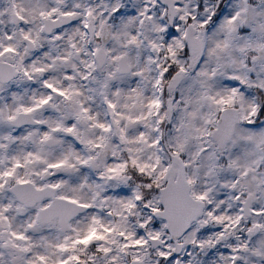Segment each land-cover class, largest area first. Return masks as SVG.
<instances>
[{
	"label": "snow or ice",
	"instance_id": "1",
	"mask_svg": "<svg viewBox=\"0 0 264 264\" xmlns=\"http://www.w3.org/2000/svg\"><path fill=\"white\" fill-rule=\"evenodd\" d=\"M0 264H264V0H0Z\"/></svg>",
	"mask_w": 264,
	"mask_h": 264
}]
</instances>
